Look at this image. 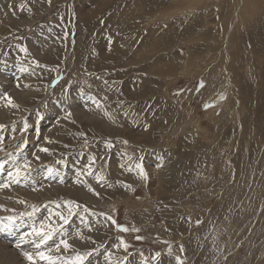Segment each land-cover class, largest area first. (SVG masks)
<instances>
[{"label": "rangeland", "instance_id": "1", "mask_svg": "<svg viewBox=\"0 0 264 264\" xmlns=\"http://www.w3.org/2000/svg\"><path fill=\"white\" fill-rule=\"evenodd\" d=\"M117 2L119 6L115 5ZM134 2L0 0V111L10 100L22 112L12 117L21 120L15 126L8 125V121L0 122L4 126L0 128V191L11 194L9 205L0 202V250H13L17 254L3 253L8 255L7 258L0 253V264H31L32 260L24 255L31 252V256H36V264H44L39 258L41 262H38L37 253L45 250L52 255L61 240L71 241L80 232L86 233L91 225L93 230L101 229L104 242L94 240L85 247L83 239H78L74 242L82 247L77 250L61 247L58 264H73L77 256L84 257L82 264H105L110 261V252L111 264H245L246 260L248 264H264V139L255 141L253 148L251 143L256 137L264 138V127L257 134L254 133L256 128H249L247 136L240 134L245 130V122H256L257 114L264 123L263 60L256 64L253 50L245 47L246 54L240 62L237 78H247L254 91L249 96L243 94L242 88L237 92L232 87L229 72L224 68L217 69L218 72L213 70L218 54L204 49L201 43L185 40L198 39L211 29L205 30L204 26L216 17L209 12L204 15L200 12V6L210 0H193L194 8L189 10L187 6L183 8L185 11L169 8L160 19H155L154 13L152 22L157 21L154 25L167 21L159 28V36L153 35L151 30L142 32L148 26L144 21L139 22V18L136 22L138 14L132 16V12L140 10L142 14V8ZM136 2L148 4L147 9L154 11L166 6L158 0ZM214 2L216 0H211ZM74 4L75 10L72 9ZM124 15L135 19L134 27L123 26ZM137 28H142L141 32L136 34L134 43L129 42L127 36L135 33ZM146 56L158 60L160 67L164 65V72L156 71L158 73H166L168 64L176 68L177 72L170 69L172 80L160 82L158 75L140 87L137 81L140 75L133 74L136 69L140 73V69L127 65L137 60L139 65L150 66L152 63H147ZM189 60L190 65H194L192 68H188ZM186 69H190L189 74H185ZM30 73L36 78L26 77ZM29 86L36 87V94ZM64 91L69 94L70 102L59 105ZM160 91L165 95L157 96ZM32 95L31 100H21ZM185 107L189 108L188 119L183 116ZM133 114L136 115L134 119ZM35 116L39 118L38 123L42 122L41 128L34 127L31 132L24 126L31 120L36 121ZM217 119L227 125H220ZM187 120L195 123L188 124ZM182 122L188 127L195 124L198 136L193 139L187 134H194L193 129L180 133L181 127L177 123ZM18 125L24 129L20 134L25 140L16 142L14 150L4 148V144L9 145L8 142L20 136ZM173 128L177 130L171 138ZM42 148L48 151H41ZM119 148L124 152L115 150ZM171 153L178 158L175 173L165 165L166 160L173 161ZM26 162L27 168L24 167ZM17 168L19 175H16ZM29 176L33 178L27 179ZM100 179L102 185H99ZM74 190L82 192L84 198L74 194ZM98 190L102 193H97ZM67 192L72 198L66 197ZM54 195H60L56 197L57 201L64 198V204L57 206L61 210L55 205L50 207L56 201ZM103 195L106 199H100ZM20 198L22 201L18 202ZM170 208L174 211L172 215ZM58 211L63 212L61 216L68 223L57 215ZM169 214L176 218L180 216V224L169 226ZM28 218L30 224L25 222ZM105 223L113 230L102 229ZM88 224V228L84 227ZM34 227L41 232L56 228L51 239L40 245V251L35 244L37 239L40 243L41 236L33 234ZM174 228L178 232L175 233ZM20 232L22 241H12L11 236L17 237ZM193 237L200 240L198 246L190 244ZM126 252L127 256H133V261L125 260Z\"/></svg>", "mask_w": 264, "mask_h": 264}, {"label": "bare ground", "instance_id": "2", "mask_svg": "<svg viewBox=\"0 0 264 264\" xmlns=\"http://www.w3.org/2000/svg\"><path fill=\"white\" fill-rule=\"evenodd\" d=\"M3 1V0H2ZM135 2V4L136 5H138V6H140L141 8H142V14H140L141 13V10L140 11H137L136 13L135 12H132V16L133 15H135V14H138L137 16H136V22H137V19L139 18V22L140 21H144L146 24H147V26H148V29H144L142 32H148L149 30H151L152 31V33H153V35H158L159 36V28L160 27H163V26H165V24H167V21L166 20H164V21H162L161 23H158V25H154V24H157V21H154V22H152V19H154L153 17H152V15L155 13V15H156V17H155V19H158L159 17H161L164 13H166L168 10H169V8H174V7H176V8H178V9H183V8H188L189 7V10H190V8H194V6L195 5H193V3H192V1L193 0H158L160 3H164L166 6H163V7H161L160 9H158L157 11H154L153 9H147V6H148V4H147V6H144V5H140V3L139 2H136V0H134ZM141 1V0H140ZM213 2V1H212ZM190 3V4H189ZM4 5V4H3ZM116 6H119V3L117 2L116 4H115ZM171 5V6H170ZM188 6V7H187ZM75 4L74 5H72V9H74L75 10ZM197 10V9H196ZM182 11V10H181ZM183 11H185V9H183ZM172 12V11H171ZM179 12V11H178ZM189 12V11H188ZM191 12V11H190ZM200 12L201 13H203V15H204V12H209L210 14H212L213 16H215L216 18L214 19L213 18V20H210L208 23L206 22V26H204V29L206 30V29H208V28H211L212 29V27H213V30H211V29H208V30H206V33L205 32H201L200 31V33H202L200 36H199V38L198 39H191V40H189L188 38H186L185 40H186V42L187 43H201L205 48L204 49H207L209 52H215V53H217L218 54V56L216 57V59L214 60L215 61V64L213 65L214 66V71H217L218 72V70L217 69H222V68H224L225 70H226V72H229L228 74H229V76L231 77V81H232V87H233V89L234 90H237V92L239 91V90H241V88L244 90L243 91V94H245L246 96H249L251 93H252V90H253V87H251V85H250V83L251 82H249V81H247L246 79H244V78H237V75H240L239 74V70H240V62H241V60H242V58H243V56L246 54V50H245V47H247V49H249V48H251L252 50H253V52H252V57L254 58V60L256 59V64H258V62L260 61V59H262L263 60V62H262V64H261V69L263 70V72H264V0H216V2H214V3H211V0H210V2L209 3H207V4H203V5H201L200 6ZM202 15V16H203ZM199 17V16H198ZM210 17V16H209ZM164 18V17H163ZM168 18V17H167ZM197 18V17H196ZM195 18V19H196ZM207 18V17H206ZM160 19V18H159ZM162 19V18H161ZM194 20V19H193ZM205 20V19H204ZM206 20H208V19H206ZM180 21V20H179ZM174 23V22H173ZM122 24H123V26L125 27V26H130V28H132V27H134L135 26V19L133 18V17H129V16H126V15H124L123 17H122ZM202 25H204L203 23H202ZM194 26H195V24H194ZM84 27V26H83ZM197 27V26H196ZM191 28V27H190ZM201 28H203V27H201ZM200 28V29H201ZM181 29V28H180ZM199 29V28H198ZM136 30V32L134 33V31L132 32V33H130L128 36H127V38H128V41L129 42H132V43H134V40H135V36H136V34H138V33H140L141 32V30H142V28H137V29H135ZM193 30V29H192ZM197 30V29H196ZM199 31V30H198ZM199 33V32H198ZM196 35V34H195ZM198 35V34H197ZM196 35V36H197ZM195 37V36H194ZM107 38V37H106ZM197 38V37H196ZM72 40V39H71ZM78 42V41H77ZM138 44V43H137ZM53 45V44H52ZM140 45V44H139ZM155 45V43H153V46ZM199 45V44H198ZM83 46H84V44H83ZM3 47V46H2ZM77 47V46H76ZM201 47V46H200ZM52 48V47H51ZM89 48V47H88ZM53 49V48H52ZM90 49V48H89ZM204 49H203V51H204ZM47 50V49H46ZM190 50V49H189ZM199 50H201V49H199ZM79 51V50H78ZM56 52V51H55ZM80 52V51H79ZM72 53H73V51H72ZM71 53V54H72ZM121 53V52H120ZM78 54V53H77ZM80 54V53H79ZM209 54V53H208ZM117 55H119V54H117ZM116 55V56H117ZM190 55V54H189ZM250 55V54H249ZM202 56H203V54H202ZM201 56V57H202ZM120 57L122 58V60L124 59V57L123 56H121L120 55ZM119 57V58H120ZM138 57V56H137ZM183 57V56H182ZM139 58V57H138ZM202 58H204V57H202ZM67 59V58H66ZM155 58L154 57H152L151 59H149V56H146V58H145V60H147V63L148 64H150V63H152L150 66H144V63H142L141 65H139V63H140V61H137V60H135L133 63L132 62H130L127 66H129V67H133L134 65L136 66V67H138V69H140V73L137 71V69L135 70V72H133V74L134 75H136V74H139L140 76V79H138L137 81H138V84H139V86L140 87H142V86H146L147 84H149L150 83V81L153 79H155L156 78V76H158L159 75V81L160 82H163V81H165V80H167V79H171V77H170V75H171V72H170V69H172L171 71L172 72H177L178 70L176 69V68H174V67H172V66H170L169 64L165 67L166 68V73H158V72H156V71H159V72H164L163 71V68H164V65H161V67L158 65V63L156 62V61H158V60H154ZM252 59V58H251ZM78 60V59H77ZM117 60V59H116ZM112 61V60H111ZM115 61V60H114ZM143 61V60H142ZM203 61V60H202ZM19 62V61H18ZM190 60L188 61V68H192L194 65H190ZM172 65H174L175 67L177 66L175 63H171ZM111 65V64H110ZM78 66V65H77ZM13 67H14V65H13ZM205 67V66H204ZM250 67V66H249ZM252 67V66H251ZM250 67V68H251ZM255 67V66H254ZM212 68V67H211ZM135 69V68H134ZM142 69V70H141ZM201 68H199V70H200ZM209 69V68H208ZM247 69V68H246ZM180 70V69H179ZM250 70V69H249ZM248 70V71H249ZM252 70H253V68H252ZM251 70V71H252ZM168 71H169V73H168ZM189 71H190V69H189ZM189 71L186 69V71H185V74H189ZM250 71V72H251ZM254 71V70H253ZM179 72H181V71H179ZM249 72V73H250ZM146 73L148 74V76H146ZM207 73V72H206ZM247 73V72H246ZM25 74H27V72L25 73ZM145 74V75H144ZM180 74H183V73H180ZM218 74V73H217ZM248 74V73H247ZM250 75H251V73H250ZM25 76V75H24ZM215 76V75H214ZM26 77H28V78H31V79H35L36 77L34 76V74H29V75H27ZM247 77V76H246ZM253 77V76H252ZM255 77V76H254ZM258 78V77H257ZM223 79V78H222ZM225 79V78H224ZM172 80V79H171ZM250 80V79H249ZM252 80V79H251ZM25 82H27V80H25ZM213 83V82H212ZM146 84V85H145ZM258 84V83H257ZM22 85H24V82H23V84ZM255 85H256V83H255ZM261 86L262 87H264V81L263 82H261ZM29 90H32L33 91V94H36V87L35 86H33V87H30L29 86ZM150 90V89H149ZM256 90V89H255ZM56 91H57V89H56ZM254 91V90H253ZM54 92V91H53ZM204 92V91H203ZM208 92V91H207ZM259 92V91H258ZM150 94V96L152 97L153 96V94L152 93H149ZM211 94H213V93H211ZM211 94H209V95H211ZM238 94V93H237ZM262 94V93H261ZM16 95H18V94H16ZM158 95H160V96H164L165 95V92H163L162 93V91H160V93H158L157 94V96ZM33 96L34 95H32V96H29V97H27V98H25L24 99V97L21 99L22 101H24V100H31L32 98H33ZM259 96V95H258ZM18 97V96H17ZM22 97V96H21ZM55 97V96H54ZM211 97V96H210ZM158 98V97H157ZM249 98V97H248ZM9 99V98H8ZM12 99V98H11ZM238 100V99H237ZM256 100H258L257 98H256ZM240 101V100H239ZM70 102V98H69V94L67 93L66 94V92L64 91V93H63V95L61 96V101H59L58 102V104L60 105V103L61 104H63V105H68V103ZM134 102V101H133ZM233 102V101H232ZM4 103V102H3ZM52 103V102H51ZM96 103V102H95ZM138 103V102H137ZM243 103V102H242ZM5 104V103H4ZM14 103L11 101V103H9V101H8V103H7V106L5 105L4 106V108L2 109V111H0V122L2 121L3 122V120L6 122V121H8V122H10L8 125H13V126H15V125H17V124H19V122L21 121L20 119H18L17 120V118L16 119H13V118H15V114L16 113H19V114H22V112L17 108V107H13L12 105H13ZM54 104V103H53ZM186 104H187V106H189V100H187V102H186ZM164 105V104H163ZM166 105V104H165ZM216 105V104H215ZM58 106V105H57ZM230 106V105H229ZM232 107V106H231ZM237 107V106H236ZM140 109V108H139ZM138 110V109H137ZM214 110V109H213ZM233 110V109H232ZM46 111V110H45ZM139 112V111H138ZM182 112H184V114H183V116H185V118H187L188 119V113H189V108H187V107H185V109L184 110H182ZM214 112V111H213ZM39 113V112H38ZM37 113V114H38ZM133 113V112H132ZM241 112L239 111L238 112V114H240ZM106 114V113H105ZM112 114V113H111ZM122 114V113H121ZM34 115V114H33ZM107 116H108V114H106ZM113 115H114V113H113ZM128 115V114H127ZM212 115V114H211ZM14 116V117H13ZM18 116V115H17ZM39 117H40V115H38ZM38 116H35V117H37L38 118ZM115 116V115H114ZM239 116V118H241L240 117V115H238ZM13 117V118H12ZM118 117H120V116H118ZM132 117H133V119L134 118H136V115L135 114H133L132 115ZM103 118V117H102ZM101 118V119H102ZM10 119H12V120H10ZM109 119H111V118H109ZM113 119V118H112ZM117 119V118H116ZM132 119V120H133ZM254 119L256 120V122H253V121H251V119H250V121L251 122H245L244 124V129L245 130H241V132H240V134H241V136H243L244 134L247 136V134H249V128L252 130V128H256L257 130L256 131H254V133H259V132H261L262 130H263V127H264V123H262V119H261V115H256V117H254ZM35 120V119H34ZM119 120V119H118ZM240 120V119H239ZM38 121H39V118L36 120V121H33V120H31V122H29V124H28V130L29 131H31L32 132V130L34 129V127H36V129L38 130V129H40L41 128V123L39 122L38 123ZM43 121H44V118H43ZM106 121V120H105ZM115 121V120H114ZM138 121V120H137ZM188 121V124H190L191 122H194V121H191V120H187ZM216 121H218L219 123H220V125H227V123L226 122H224L223 120H221V119H217ZM126 122V121H125ZM128 122V121H127ZM156 122V121H155ZM170 122H173V119H170ZM217 122V123H218ZM7 123V122H6ZM21 123V122H20ZM23 123V122H22ZM116 123H118V121H116ZM122 123V122H121ZM134 123V122H133ZM195 123V122H194ZM4 124V123H3ZM111 124V123H110ZM137 124H138V122H137ZM164 124V123H163ZM176 124V123H175ZM173 125L174 127L175 126H177V125ZM177 124H179L180 125V127H181V129H180V133L183 131V130H185V131H190V129H193V132H194V134H192V133H187L188 135H191L192 136V138L194 139L195 137H197L198 136V133H197V127H196V125L194 124V126H192V127H188V126H185V124H184V122H182V123H177ZM35 125V126H34ZM112 125V124H111ZM116 125V124H115ZM117 125H119V124H117ZM157 125V124H156ZM184 125V126H183ZM249 125H250V127H249ZM13 126H12V130H14L13 129ZM102 127H104L105 128V126L104 125H101ZM18 127H19V125H18ZM17 127V128H18ZM157 127H159V126H157ZM60 128V127H59ZM120 128V127H119ZM153 128V127H152ZM6 129V128H5ZM16 129V128H15ZM126 129V128H125ZM159 129H161L160 127H159ZM27 130V131H28ZM57 130H60V129H57ZM152 130V129H151ZM176 128H173V129H171V134L169 135V136H171V138H172V136L174 137V134H175V132H176ZM130 131V130H129ZM234 131V130H233ZM22 132H24V129L23 128H18V133H19V135L20 136H18V137H15L12 141H10V142H8L9 143V145H5L4 143V148H8L9 147V150H14V147H15V143L16 142H18V141H24L25 140V136L23 137V136H21V134L20 133H22ZM152 132V131H151ZM232 132V131H231ZM235 132V131H234ZM234 132L232 133V134H234ZM252 132V131H251ZM250 132V133H251ZM179 133V134H180ZM228 133V132H227ZM247 133V134H246ZM24 134V133H23ZM126 134H128V133H126ZM137 134V133H136ZM159 134V133H158ZM222 134V133H221ZM123 135H125V134H123ZM201 135V134H200ZM244 135V136H245ZM127 136V135H126ZM135 136V135H134ZM202 136V135H201ZM8 137V136H7ZM151 137H152V135H151ZM159 137H162L163 139L165 138L164 136H159ZM132 138V137H131ZM136 138V137H135ZM154 138V137H153ZM184 138V137H183ZM6 139V138H5ZM148 139H149V137H148ZM150 139H152V138H150ZM240 139H241V137H240ZM246 139H247V137H246ZM264 138H259V137H256L255 139H252V141H251V143H252V148L255 146V141H262ZM165 140V139H164ZM133 141H134V139H133ZM136 141V140H135ZM137 141H138V139H137ZM171 141V140H170ZM243 141V140H242ZM149 142H152V141H149ZM148 142V143H149ZM157 142H160V141H158L157 140ZM160 143H162V142H160ZM238 143V142H237ZM121 144V143H120ZM124 144V143H123ZM132 144V143H131ZM151 144V143H150ZM146 145V144H145ZM159 145V144H158ZM236 145V144H235ZM133 146V145H132ZM147 146V145H146ZM216 146V145H215ZM241 146V145H240ZM257 146H258V144H257ZM149 147V146H148ZM147 147V148H148ZM159 147V146H158ZM236 147V146H235ZM136 148V147H135ZM134 148V149H135ZM162 148V147H161ZM161 148H158L159 149V151L161 150ZM177 148V147H176ZM175 148V149H176ZM232 148V147H231ZM239 148V147H238ZM258 148H259V146H258ZM163 149V148H162ZM169 149V148H168ZM262 149H264V148H262ZM115 150H118L119 152H124L122 149H115ZM125 150V149H124ZM141 150H143V149H141ZM170 150V149H169ZM174 150V148H172V152H174L173 151ZM260 150V149H259ZM153 151V150H152ZM233 151V150H232ZM130 152V151H129ZM138 152V151H137ZM158 152V151H157ZM156 152V153H157ZM162 152V151H161ZM226 152V151H225ZM135 153V152H134ZM175 153V152H174ZM42 154H43V152H42ZM41 154V155H42ZM201 154V153H200ZM236 154V153H235ZM45 155V154H44ZM150 155H152V154H150ZM216 155H217V153H216ZM258 155V154H257ZM260 155V154H259ZM153 156V155H152ZM171 156L173 157V161H171V159L170 160H166V169L167 168H169V170L171 171V172H173V173H175L176 171H177V166H176V164H175V162L176 161H178L177 159V157L173 154V153H171ZM222 156V155H221ZM43 156H41V158H42ZM154 157V156H153ZM208 157V156H207ZM165 158H166V156H165ZM203 158H204V156H203ZM242 158V157H241ZM40 159V158H39ZM158 160H159V158H157ZM161 159H163L162 157H161ZM167 159V158H166ZM205 159V158H204ZM147 160V159H146ZM220 160V159H219ZM256 160V159H255ZM149 161V160H148ZM151 161V160H150ZM149 161V162H150ZM154 161V160H153ZM152 161V162H153ZM222 161V160H221ZM254 161V160H253ZM161 162H163V161H161ZM218 162V161H217ZM73 163V162H72ZM142 163V162H141ZM173 163L175 164V166L173 165ZM221 163V162H220ZM238 163V162H237ZM254 164V163H253ZM252 164V165H253ZM67 165V164H66ZM234 165V164H233ZM254 165H256V164H254ZM69 166V165H68ZM73 166V165H72ZM78 166H80V165H78ZM217 166V165H216ZM84 167V166H83ZM250 167V166H249ZM50 168V167H49ZM70 168V167H69ZM68 168V170L70 171V169ZM74 168V167H73ZM236 168V167H235ZM9 169V168H8ZM51 169V168H50ZM164 169V168H163ZM165 169V170H166ZM12 170V169H11ZM67 170V171H68ZM48 171V170H47ZM77 171V170H76ZM81 171V170H80ZM168 171V170H167ZM246 171V170H245ZM255 171V170H254ZM49 172H50V170H49ZM52 172V171H51ZM79 172V169H78V171H77V173ZM82 172V171H81ZM80 173V172H79ZM78 173V174H79ZM83 173V172H82ZM166 174V173H165ZM245 174H247V173H245ZM253 174H255V173H253ZM47 175V174H46ZM80 175V174H79ZM164 175V174H163ZM242 175V174H241ZM252 174H250V176H251ZM192 176V175H191ZM248 176H249V173H248ZM254 176V175H253ZM46 177H48V176H46ZM77 177H79V176H77ZM244 177V176H243ZM31 178H33V177H30L29 176V178H27V179H31ZM92 178V181H93V177H91ZM170 178H172V177H170ZM176 178V177H175ZM247 178V177H246ZM258 178V177H257ZM255 179V178H254ZM88 181H90V179H87ZM173 180V179H172ZM182 181V180H181ZM184 181V180H183ZM245 181V180H244ZM14 183H15V181H13ZM98 182H99V185H102V183H103V181H102V179H100V180H98ZM166 182H168L167 183V185L169 184L170 185V182L168 181V178H167V180H166ZM105 183V182H104ZM207 183V182H206ZM233 183V182H232ZM253 183H254V181H253ZM253 183H250V184H253ZM33 184V183H32ZM197 184V183H196ZM235 184V183H234ZM255 184V183H254ZM168 185V186H169ZM186 185V184H185ZM242 186H243V184H241ZM94 186V185H93ZM199 186V185H198ZM208 186V185H207ZM236 186V185H235ZM239 186V185H238ZM253 186H255V185H253ZM196 187V186H195ZM250 187V186H249ZM248 187V188H249ZM256 187V186H255ZM165 188V187H164ZM167 188V187H166ZM174 188V187H173ZM206 188V187H205ZM204 188V189H205ZM211 188V187H210ZM253 187H251V189H252ZM227 189V188H226ZM235 189H237V188H235ZM241 189H242V187H241ZM254 189V188H253ZM92 190V189H91ZM195 190V189H194ZM206 190V189H205ZM210 189H208V191H209ZM204 191V190H203ZM215 191V190H214ZM217 191H219V189H217ZM239 191V190H238ZM237 191V192H238ZM242 191V190H241ZM244 192H245V190H243ZM256 191V190H255ZM259 191V190H258ZM201 193H202V191H200ZM240 192V191H239ZM247 192V191H246ZM68 193V192H67ZM73 193L74 194H78V195H80L81 197H83L84 198V196L82 195V192H79V191H76V190H74L73 191ZM95 193V192H94ZM97 193H102L101 191H97ZM211 193V192H210ZM241 193V192H240ZM253 193V192H252ZM69 195H70V192L68 193ZM205 194H207V193H205ZM221 194V193H220ZM60 195H62V194H60ZM60 195H54L55 196V202L54 203H52V205H50V207H54L53 205H55L56 207L57 206H59L60 204L62 205V203L63 202H65L64 201V198H62L60 201H57V199H56V197L57 196H60ZM66 196V197H69V199L70 198H72V196L70 195V196ZM209 195V194H208ZM214 195H215V193H214ZM242 195V194H241ZM250 195V194H249ZM257 195H258V193H257ZM0 196H2V197H0V198H2L3 200L1 201L0 200V202H4V203H7L8 205L10 204V201H9V199L11 198V194L9 193V192H2V191H0ZM63 196V195H62ZM201 196V195H200ZM247 196V195H246ZM204 197V196H203ZM238 197H239V195H238ZM242 197V196H241ZM212 198H214V197H212ZM240 198V197H239ZM249 198H250V196H249ZM254 198H255V196H254ZM60 199V198H59ZM100 199H106V197L103 195V197L102 198H100ZM259 199V198H258ZM204 200V199H203ZM202 200V201H203ZM247 200V199H246ZM20 201H22V199L20 198L19 200H18V202H20ZM63 201V202H62ZM69 201V200H68ZM67 201V202H68ZM88 202L90 201V199H88L87 200ZM97 201V200H96ZM218 201V200H217ZM222 201V200H221ZM220 201V202H221ZM235 201V200H234ZM244 201V200H243ZM260 201V200H259ZM258 201V202H259ZM245 202V201H244ZM64 204V203H63ZM246 204H248V203H246ZM133 205V204H132ZM131 205V206H132ZM222 205V204H221ZM68 206V205H67ZM130 206V205H129ZM242 206H244L245 207V205H242ZM248 206V205H247ZM166 207V206H165ZM250 207V206H249ZM58 208V210L60 209V207H57ZM63 208V207H62ZM223 208V207H222ZM221 208V209H222ZM263 208V207H262ZM238 209V208H237ZM245 209V208H244ZM249 209V208H248ZM259 209V208H258ZM258 209H257V211H258ZM50 210V209H49ZM61 210V209H60ZM66 210H67V208H66ZM90 210V209H89ZM92 210V209H91ZM103 210H104V208H103ZM166 210H168V209H166ZM260 210V209H259ZM63 211V210H62ZM62 211H58L59 212V216L61 217V214H63V212ZM81 211V210H80ZM170 211H171V208H170ZM183 211H184V209H183ZM182 211V212H183ZM66 212V211H65ZM73 212V211H72ZM71 212V213H72ZM81 212H83V211H81ZM92 212V211H91ZM167 212V211H166ZM172 212H174V211H171V215H172ZM210 212V211H209ZM231 212V211H230ZM233 212V211H232ZM51 213V212H50ZM55 213H56V211H55ZM70 213V212H69ZM90 213V212H89ZM88 212H87V214H89ZM142 213V212H141ZM213 213V212H212ZM234 213H236L235 212V210H234ZM260 213H262V212H260ZM52 214H53V211H52ZM73 214V213H72ZM93 214V213H92ZM145 214V213H144ZM167 214V213H166ZM208 214V213H207ZM54 215V214H53ZM66 215V214H65ZM70 215V214H69ZM141 215V214H140ZM234 215V214H233ZM237 215V214H236ZM143 216V215H142ZM151 216V215H150ZM160 216V215H159ZM167 216V215H166ZM169 216H170V214H169ZM216 216V215H215ZM164 217V216H163ZM168 217V216H167ZM171 217V219H170V222H169V226H173L174 224H177V223H179L180 222V216H178L177 218H176V216H174V217H172V216H170ZM212 217H214L213 215H212ZM220 217V216H219ZM230 217V216H229ZM257 217V216H256ZM49 218V217H48ZM58 218V217H57ZM80 218H82V216H80ZM92 218V217H91ZM135 218V217H134ZM148 218V217H147ZM233 218V217H232ZM32 219V218H31ZM89 219H90V217H89ZM96 219V218H95ZM138 219V218H137ZM143 219H144V216H143ZM142 219V220H143ZM150 219V218H149ZM195 219V218H194ZM211 219V218H210ZM230 219H231V217H230ZM229 219V220H230ZM234 219V218H233ZM238 219V218H237ZM240 219V218H239ZM61 220V219H60ZM85 220V219H84ZM139 220H141V218L139 219ZM139 220H138V222H139ZM141 220V221H142ZM207 220H208V218H207ZM232 220V219H231ZM230 220V221H231ZM31 222V220L28 218V220H26L25 222H27V223H29L30 224V222ZM63 221V220H62ZM71 221V220H70ZM88 221V220H87ZM91 220H89V222H90ZM140 221V222H141ZM152 221V220H151ZM169 221V220H168ZM196 221V220H195ZM210 221V220H209ZM225 221V220H224ZM238 221V220H237ZM237 221H235V222H237ZM15 222V221H14ZM52 222V221H51ZM94 222V221H93ZM132 222H134V221H132ZM136 222V221H135ZM137 222V223H138ZM139 222V223H140ZM144 222H145V220H144ZM200 222V221H199ZM232 222V221H231ZM67 223H68V220H67ZM75 223V222H74ZM86 223H88V222H86ZM138 223V224H139ZM168 223V222H167ZM224 223V222H223ZM230 223V222H229ZM13 224V223H12ZM11 224V225H12ZM32 224V223H31ZM107 224L108 223H105L104 225H102L101 226V228L102 229H107L108 228V230L110 229V230H113V228L111 227V226H109V227H107ZM166 224V223H165ZM164 224V225H165ZM180 224V223H179ZM234 224V223H233ZM64 225V224H63ZM69 225V224H68ZM75 225V224H74ZM168 225V224H167ZM230 225V224H229ZM33 226V225H32ZM31 226V227H32ZM70 226V225H69ZM68 226V227H69ZM87 226H89V224L88 225H86V226H84V227H87ZM169 226H167V227H169ZM178 226V225H177ZM12 227V226H11ZM19 227V226H18ZM18 227H16V228H18ZM22 227H24V226H22ZM22 227H20V229L22 228ZM68 227L67 228H65V229H68ZM92 227V229H90ZM91 227H89V230L88 231H86V233L84 232H80V230H79V232H80V234H78V235H76V237L73 239V240H71V239H69V240H71V241H66L69 245H70V247L69 248H67V249H75V250H77L78 248H81L82 247V245H80V244H78L77 242H74V241H77L78 239L80 240V239H83V241H84V244H85V247H89L90 246V244L94 241V240H101L102 242H104V239L102 238L104 235L102 234V232L99 230V229H95V230H93L94 228H93V225H91ZM98 227H100V225L98 226ZM174 227V226H173ZM232 227V226H231ZM71 228H72V226H71ZM88 228V227H87ZM169 228H171V227H169ZM203 228V227H202ZM30 229V228H29ZM56 229V228H55ZM58 229V228H57ZM81 229H83V228H81ZM150 229V228H149ZM175 229V228H174ZM75 230V229H74ZM86 230V229H85ZM109 230V231H110ZM204 230V229H203ZM62 231L64 232V230H63V228H62ZM70 231V230H69ZM73 231V230H72ZM174 231V230H173ZM22 232H23V229H22ZM57 232H59V230L57 231ZM104 232V231H103ZM105 232H106V230H105ZM176 232H178V229H175V233ZM181 232V231H180ZM21 233V232H20ZM24 233V232H23ZM30 233V232H29ZM55 233H56V231H55ZM71 233V232H70ZM107 233V232H106ZM158 233V232H157ZM260 233H261V230H260ZM34 234V233H33ZM53 234H54V232H53ZM60 234V233H59ZM68 234V233H67ZM66 234V235H67ZM111 234V233H110ZM155 234V233H154ZM215 234V232L213 233V235ZM235 234V233H234ZM253 234H255V233H253ZM22 235V233L21 234H19V236H17L16 237V235H15V237L14 236H11L12 237V241H14V240H16V241H19L20 239H22V238H20L19 239V237ZM73 235V234H72ZM75 235V234H74ZM153 235V234H152ZM181 235V234H180ZM195 235V234H194ZM201 235V234H200ZM26 236V235H25ZM36 236V235H35ZM38 236V235H37ZM82 236H84V238L82 237ZM108 236H109V234H108ZM116 236V235H115ZM176 236V235H175ZM193 236V235H192ZM191 236V237H192ZM253 236V235H252ZM256 236H258V235H256ZM10 237V238H11ZM66 237V236H65ZM111 237V236H110ZM117 237V236H116ZM177 237V236H176ZM190 237V238H191ZM178 238H179V236H178ZM210 238H211V236H210ZM213 238V237H212ZM14 239V240H13ZM24 239V238H23ZM106 239V238H105ZM113 239V238H112ZM176 239V238H175ZM209 239V238H208ZM9 240H11V239H9ZM33 240H34V238H33ZM38 240L39 239H37V243H38ZM114 240V239H113ZM20 241H22V240H20ZM24 241V240H23ZM82 241V240H81ZM82 241V242H83ZM197 241H200V240H197V237H193L192 239H190V244H192L193 246H198V244H197ZM25 242V241H24ZM27 242V241H26ZM25 242V243H26ZM115 242H118V241H115ZM114 242V243H115ZM208 242V241H207ZM25 243H23V244H25ZM33 243V242H32ZM35 243V242H34ZM120 243V242H119ZM137 243V242H136ZM187 243V242H186ZM17 245H19L18 243H16ZM21 244V243H20ZM22 244V245H23ZM56 244V243H55ZM93 244V243H92ZM197 244V245H196ZM255 244V243H254ZM21 245V246H22ZM32 245V244H31ZM30 245V246H31ZM36 245V244H35ZM46 245V244H45ZM99 245V244H98ZM116 245V244H115ZM121 245V244H120ZM206 245H207V243H206ZM256 245V244H255ZM259 245V244H258ZM96 246V245H95ZM185 246V245H184ZM254 246V245H253ZM257 246V245H256ZM27 247H28V245H27ZM41 247H44V245L43 246H41ZM47 247V246H46ZM60 248V250H62V248L64 249V245L63 244H61L60 246H59ZM62 247V248H61ZM100 247H101V243H100ZM117 247H119V246H117ZM204 247V246H203ZM23 248H24V246H23ZM30 248V247H29ZM29 248H27V249H29ZM35 248V247H34ZM40 248V247H39ZM103 248V247H102ZM121 248H122V246H121ZM180 248V247H179ZM256 248V247H255ZM48 249V248H47ZM95 249V248H94ZM93 249V250H94ZM104 249V248H103ZM120 249V248H119ZM160 249V248H159ZM32 249H30V251H31ZM37 250L38 251H40L38 248H37ZM49 250V249H48ZM143 250V249H142ZM187 250V249H186ZM202 250V249H201ZM242 250V249H241ZM240 250V251H241ZM28 251V250H27ZM34 251H36V249H34ZM97 251V250H96ZM98 251H99V249H98ZM144 251V250H143ZM50 252H51V250H50ZM58 252H59V250H57L56 252H51V253H53L52 255H50V254H48L49 253V251H47V253H45V250H44V254L46 255V256H51V257H53L55 260H56V264H58L57 262H58V260L60 259L59 258V255H58ZM101 252V251H100ZM123 252H124V250H123ZM147 252H148V250H147ZM185 252V251H184ZM0 253H11L12 255H17L16 254V252L15 251H11V252H9L8 250H0ZM35 253V252H34ZM95 253V252H94ZM162 253H163V251H162ZM204 253V252H203ZM31 254H32V252H31ZM30 254V255H31ZM102 254H104V253H102ZM134 254V253H133ZM167 254V253H166ZM169 254V253H168ZM98 256H99V254H97ZM96 255V256H97ZM101 255V254H100ZM121 255V254H120ZM128 254H127V252L126 253H124V257H125V260H128V261H133V256H131L130 255V257L129 256H127ZM150 255H151V253H150ZM201 255V254H200ZM2 256H5V257H7L8 258V255H2ZM111 256H112V253L110 252V257L108 258V260H110L111 261ZM119 256V255H118ZM143 255L141 254V257H142ZM173 256V255H172ZM202 256V255H201ZM32 257H33V259H32V262H31V264H36L37 263V260L35 259V257L32 255ZM101 257V256H100ZM103 257H105V256H103ZM121 257V256H120ZM136 256H134V258H135ZM161 257H162V255H161ZM171 257V256H170ZM40 259V257H38L37 256V259ZM94 258H96V257H94ZM115 258V257H114ZM114 258L112 259V260H114ZM118 258V257H117ZM122 258V257H121ZM157 258H159V257H157ZM16 259V257H14L13 256V260H15ZM26 259H28V258H26ZM38 259V260H39ZM90 259H92V257L90 258ZM105 259V258H104ZM29 260V259H28ZM94 260V259H93ZM101 260V259H100ZM107 260V261H108ZM116 260V259H115ZM144 260V259H143ZM171 260H173V259H171ZM185 260H187V259H185ZM213 260H214V258H213ZM249 260V259H248ZM31 261V260H30ZM29 261V262H30ZM43 261V263L45 264L46 263V261L47 260H42ZM88 261H90V260H88ZM92 261V260H91ZM102 261L103 262H107V261H105V260H103L102 259ZM109 261V263L107 262V263H105V264H111V262ZM137 261V260H136ZM136 261H135V263H136ZM192 261H193V259H192ZM191 261V262H192ZM38 262H41L40 260L38 261ZM102 262V263H103ZM115 262H117V261H115ZM73 263V262H72ZM95 263V262H94ZM98 264H99V262H97ZM96 263V264H97ZM101 263V262H100ZM127 263V262H126ZM133 263V262H132ZM249 263V262H248ZM247 263V260H246V262H245V264H248ZM12 264V263H11ZM116 264V263H115ZM119 264V263H118Z\"/></svg>", "mask_w": 264, "mask_h": 264}, {"label": "snow or ice", "instance_id": "3", "mask_svg": "<svg viewBox=\"0 0 264 264\" xmlns=\"http://www.w3.org/2000/svg\"><path fill=\"white\" fill-rule=\"evenodd\" d=\"M9 103H11L10 100H9ZM12 106H13V107H16V105H14V104H13ZM3 127H4L3 125H0V128H3ZM24 127H25V129H27L28 125L25 123V126H24ZM40 150H41V151H44V152H47V151H48V149H46V148H42V149H40ZM37 159H39V157H37ZM24 167H25V168L29 167V164L26 162V163L24 164ZM19 174H20V169L17 168V169H16V175H19ZM57 215H59V214L57 213ZM9 219H11V218H9ZM61 219L65 220V223H67V220H66L64 217L61 216ZM43 227H44V226L42 225V228H43ZM123 230H124V231H127V229H123ZM55 231H56V229H52V228H50L47 232H41L40 230H37V229L34 227V228H33V233H35L36 235L41 236L40 243H37L35 246H36L37 248H39L41 244L46 243L47 240L51 239L52 234H53V232H55ZM60 243L64 245V248H65V249H67V248L70 247V245H69L66 241H64V240H61ZM121 243H123V241H122ZM125 247H127V245H125ZM57 250H59V245H57ZM24 255H25L29 260H32V259H33V257H32L31 255H29L28 253H25ZM37 255L40 257V259H42V260H47V261H48V264H56V260H55L53 257H51V256H46L43 252L37 253ZM157 255H159V254H157ZM83 259H84V257L77 256V257L75 258V260L73 261V264H82Z\"/></svg>", "mask_w": 264, "mask_h": 264}]
</instances>
